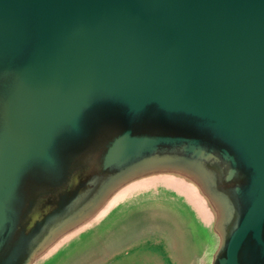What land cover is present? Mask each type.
Listing matches in <instances>:
<instances>
[{
	"label": "water",
	"instance_id": "1",
	"mask_svg": "<svg viewBox=\"0 0 264 264\" xmlns=\"http://www.w3.org/2000/svg\"><path fill=\"white\" fill-rule=\"evenodd\" d=\"M223 153L248 203L220 264H264V0H0V242L32 192L129 143Z\"/></svg>",
	"mask_w": 264,
	"mask_h": 264
},
{
	"label": "rangeland",
	"instance_id": "2",
	"mask_svg": "<svg viewBox=\"0 0 264 264\" xmlns=\"http://www.w3.org/2000/svg\"><path fill=\"white\" fill-rule=\"evenodd\" d=\"M168 140L119 145L46 200L32 192L34 215L0 264H220L248 203L243 179L220 151Z\"/></svg>",
	"mask_w": 264,
	"mask_h": 264
},
{
	"label": "flooded vegetation",
	"instance_id": "3",
	"mask_svg": "<svg viewBox=\"0 0 264 264\" xmlns=\"http://www.w3.org/2000/svg\"><path fill=\"white\" fill-rule=\"evenodd\" d=\"M44 197H46L45 192H40L34 198L35 202H36V200L39 202H41L42 200H46ZM25 207H24L25 211L23 209L24 212H22L20 214L21 223H20V227H19L18 231L16 232L14 238H12L13 237L12 235H14L13 234L14 230L11 232H10V230H7V234H5L6 236H4V238H2V240L0 242V256H1V254L9 253L12 250V248L14 247V244H15L16 237H18V235H20L22 232H24V230H26L28 223L31 221V218L33 217L35 211H33L31 207L29 208V210L27 209V207L26 208Z\"/></svg>",
	"mask_w": 264,
	"mask_h": 264
}]
</instances>
